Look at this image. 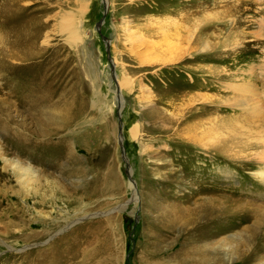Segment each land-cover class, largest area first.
I'll list each match as a JSON object with an SVG mask.
<instances>
[{
    "label": "rangeland",
    "instance_id": "rangeland-1",
    "mask_svg": "<svg viewBox=\"0 0 264 264\" xmlns=\"http://www.w3.org/2000/svg\"><path fill=\"white\" fill-rule=\"evenodd\" d=\"M102 13L0 0V264H264V0Z\"/></svg>",
    "mask_w": 264,
    "mask_h": 264
},
{
    "label": "bare ground",
    "instance_id": "bare-ground-1",
    "mask_svg": "<svg viewBox=\"0 0 264 264\" xmlns=\"http://www.w3.org/2000/svg\"><path fill=\"white\" fill-rule=\"evenodd\" d=\"M106 1V3H107V0H105ZM212 127V126H211ZM192 129V128H191ZM196 129V128H195ZM211 129V128H210ZM194 130V129H193ZM207 131V130H206ZM209 131V130H208ZM205 134H208V133H206V132H204ZM194 135V134H193ZM202 135H204V134H202ZM204 137V136H203ZM201 138V137H200ZM203 139V138H202ZM202 145V144H201ZM204 145V144H203ZM195 146V145H194ZM193 146V147H194ZM196 146H197V144H196ZM212 146H214V147H212V148H215L216 147V145L215 144H213ZM191 147V146H190ZM29 148H34V146L33 147H29ZM200 148V147H199ZM28 149V148H27ZM35 149V148H34ZM261 157L264 159V151H263V154L261 155ZM5 160V159H4ZM15 169H17V170H21L23 173H24V175H26V176H28L29 178H27V179H24V182H26V181H29L30 180V177H33V175H34V170L32 169V167H31V165H27L26 167L25 166H19L18 167V164H15ZM255 175L258 177V180L261 182V184L262 185H264V161H263V166L261 165V166H258V169L257 170H255ZM31 181V180H30ZM29 183V182H28ZM27 184V183H26ZM1 195V194H0ZM53 255H55V254H53ZM47 258V257H46ZM49 258V257H48ZM46 260V259H45ZM48 260V259H47ZM54 259H50V260H48V261H46V263L45 264H53L54 263ZM44 264V263H43Z\"/></svg>",
    "mask_w": 264,
    "mask_h": 264
},
{
    "label": "water",
    "instance_id": "water-1",
    "mask_svg": "<svg viewBox=\"0 0 264 264\" xmlns=\"http://www.w3.org/2000/svg\"><path fill=\"white\" fill-rule=\"evenodd\" d=\"M106 11H107V3L105 0H103V13H102V17L100 19V21L97 23V30L100 31V26L104 20V17H105V14H106ZM105 44H106V51H107V54H108V60L111 64V74H112V78L113 80L116 82V74L114 72V66L112 64V61L109 57V49H108V40L105 39ZM117 92H118V88H117ZM120 104H119V108L117 110V114H118V118H119V126H118V142H119V145H120V148H121V153H122V157L123 159L125 160L126 162V159L124 157V148H123V145H122V137H121V127H122V122H121V119H120ZM127 164V163H126Z\"/></svg>",
    "mask_w": 264,
    "mask_h": 264
}]
</instances>
